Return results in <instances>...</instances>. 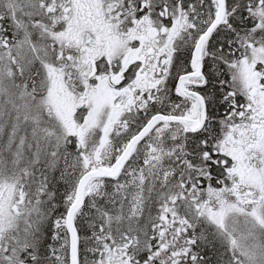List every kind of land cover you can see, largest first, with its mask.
<instances>
[{
	"label": "snow or ice",
	"instance_id": "6c2138e0",
	"mask_svg": "<svg viewBox=\"0 0 264 264\" xmlns=\"http://www.w3.org/2000/svg\"><path fill=\"white\" fill-rule=\"evenodd\" d=\"M0 264H264V0H0Z\"/></svg>",
	"mask_w": 264,
	"mask_h": 264
}]
</instances>
